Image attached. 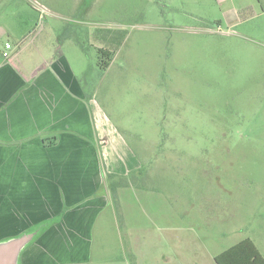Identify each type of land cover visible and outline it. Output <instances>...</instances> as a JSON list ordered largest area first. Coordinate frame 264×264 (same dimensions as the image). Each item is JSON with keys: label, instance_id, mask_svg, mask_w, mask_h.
<instances>
[{"label": "rangeland", "instance_id": "1", "mask_svg": "<svg viewBox=\"0 0 264 264\" xmlns=\"http://www.w3.org/2000/svg\"><path fill=\"white\" fill-rule=\"evenodd\" d=\"M27 34L67 57L96 116L120 225H96L112 259L95 264H134L129 241L160 258L178 239L202 256L249 239L264 257V0H0V50Z\"/></svg>", "mask_w": 264, "mask_h": 264}, {"label": "crops", "instance_id": "2", "mask_svg": "<svg viewBox=\"0 0 264 264\" xmlns=\"http://www.w3.org/2000/svg\"><path fill=\"white\" fill-rule=\"evenodd\" d=\"M34 40L27 34L19 46L0 50V242L38 227L18 264L111 261L104 256L105 248L94 251L96 225L106 228L105 216L110 225H120L105 175L98 172L96 116L67 57L46 58L32 45ZM72 165L84 168L66 173ZM42 167L48 169L43 178ZM58 167L64 174L57 173ZM124 192L118 189L120 204ZM134 202L130 200L131 209ZM122 208L124 233L130 235L138 213ZM129 246L134 264H215L218 255L185 254L182 239L170 241L160 258L138 257L135 244L129 241Z\"/></svg>", "mask_w": 264, "mask_h": 264}, {"label": "trees", "instance_id": "3", "mask_svg": "<svg viewBox=\"0 0 264 264\" xmlns=\"http://www.w3.org/2000/svg\"><path fill=\"white\" fill-rule=\"evenodd\" d=\"M103 55L108 56L107 52H103ZM52 139L51 141H54ZM53 144V143H52ZM115 177L113 174H108V178L111 180ZM117 183H111L110 189L112 192H115L117 189ZM119 205L117 204L116 207L119 211ZM35 232L38 235L40 229L37 227L35 229L27 230L25 233H33ZM33 238V239H34ZM32 239V240H33ZM215 264H264V257L260 254L254 243L249 240L245 239L240 241L239 243L231 246L227 250L221 252L214 258Z\"/></svg>", "mask_w": 264, "mask_h": 264}, {"label": "water", "instance_id": "4", "mask_svg": "<svg viewBox=\"0 0 264 264\" xmlns=\"http://www.w3.org/2000/svg\"><path fill=\"white\" fill-rule=\"evenodd\" d=\"M35 235V232L24 233L0 242V264H18L21 251L32 241Z\"/></svg>", "mask_w": 264, "mask_h": 264}, {"label": "built area", "instance_id": "5", "mask_svg": "<svg viewBox=\"0 0 264 264\" xmlns=\"http://www.w3.org/2000/svg\"><path fill=\"white\" fill-rule=\"evenodd\" d=\"M5 49H6V50L11 49V45L6 44V45H5ZM2 56H3L4 58H8L9 55H8L7 52H3V53H2Z\"/></svg>", "mask_w": 264, "mask_h": 264}]
</instances>
